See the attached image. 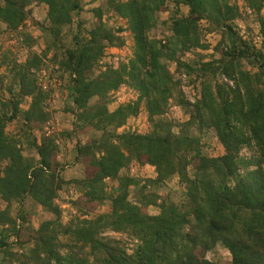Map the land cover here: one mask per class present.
Masks as SVG:
<instances>
[{
	"label": "trees",
	"instance_id": "16d2710c",
	"mask_svg": "<svg viewBox=\"0 0 264 264\" xmlns=\"http://www.w3.org/2000/svg\"><path fill=\"white\" fill-rule=\"evenodd\" d=\"M166 1L105 0L94 9L96 24L83 35L82 30L72 31L80 0H0V23L9 30H17L29 17L32 4L47 5L46 22L40 24L44 48L15 64L6 94L0 81V199L6 203L0 209V264H219L205 257L217 246L228 251L227 264H264L263 0H246L258 24L259 48L234 28L239 11L229 0H170L176 12L184 5L189 14L172 18L165 41L151 38L154 12ZM110 13L126 20L134 56L93 75L104 50L124 43L121 27L103 20ZM203 19L221 35V56L207 62L182 60L188 50L208 47L201 42ZM68 35L71 46H60ZM50 51L49 61L71 74L68 97L76 111L75 130L89 125L96 132L91 142L76 147L77 156L90 158L92 174L67 182L58 169L57 137L33 133L49 117L36 73ZM176 52L180 55L171 57ZM168 60L175 63L176 73L199 86L192 103L180 89V78L167 69ZM245 62L255 70L245 69ZM222 75L233 84L218 80ZM123 83L139 92L138 99L109 111L108 93ZM25 97L31 101L24 110L20 105ZM93 97L97 99L90 104ZM170 100L184 107L186 122L163 117ZM141 103L151 130L116 133ZM11 123L16 132L7 130ZM205 130H212L222 145L221 155L204 153L200 139ZM243 148L252 152L251 158L240 155ZM131 162L153 166L155 177L119 176ZM173 176L185 187L183 199L157 203L156 189ZM105 179L118 184L109 194ZM64 183L75 184L91 210L109 200V211L84 213L63 223L56 199ZM130 186L135 202L128 200ZM28 199L51 216L37 228L30 226L31 212L22 205ZM13 203L21 205L15 215L10 212ZM149 205L158 212L149 214ZM107 231L128 234L131 251L121 240L104 235Z\"/></svg>",
	"mask_w": 264,
	"mask_h": 264
},
{
	"label": "rangeland",
	"instance_id": "374dc122",
	"mask_svg": "<svg viewBox=\"0 0 264 264\" xmlns=\"http://www.w3.org/2000/svg\"><path fill=\"white\" fill-rule=\"evenodd\" d=\"M105 0H80V10L77 16L74 17L72 31L82 30V34L86 35V31L91 29L96 24V17L94 9ZM230 4L237 6L239 15L234 20V28L238 31L239 35L248 42H251L256 47L261 45V37L259 36L258 24L255 15L249 9L246 0H229ZM29 17L17 28V30L6 29L5 25L0 23V81H2L3 88L1 91L4 93L5 88L12 78V70L15 64L24 62L28 54L32 52H40L44 48V37L41 31L40 24L46 22L47 5L45 3L32 4L29 7ZM264 14V0L263 8L261 11ZM189 14L188 7L181 5L179 11L176 12L173 3L170 0L165 2V5L159 11L154 12L156 25L148 31L149 36L156 40H164L171 35L170 23L173 17H182ZM105 22L115 28L121 27L122 31L119 32L123 38L124 43L121 46L107 47L104 50L102 58L98 61L97 66L93 69L92 74L96 75L100 71L108 67L117 68L121 64H127L134 56L132 34L127 29V22L125 19L110 13L103 16ZM76 26H78L76 28ZM201 42L208 45L207 48H192L185 52L181 58L182 60L191 61L197 60L207 62L212 59H217L221 56L223 46L220 43L221 35L217 31L210 28L212 26L206 20L200 21ZM86 30L85 32H83ZM163 41V42H164ZM71 46V41L68 37L62 38L60 46ZM64 48L61 47V51ZM59 59L61 60V52H58ZM180 53L176 52L171 57H177ZM202 58H201V57ZM52 58V51L47 53L44 58L42 66L37 71V82L42 91L46 93L45 109L48 112V120L43 124L42 128L33 131L37 138L41 135H55L57 137L58 151L56 152V159L58 162V169L64 181H70L75 178L86 177L91 175L93 167H91L87 156H77V145H83L91 142L95 137V130L85 125L82 129H76L74 121L76 119V111L74 105L68 97V85L71 80V74L65 71L62 65L58 62L52 63L49 59ZM57 61V60H56ZM167 69L173 74L175 79L180 78L181 91L187 102L192 103L194 98L200 92L197 84L193 85L188 83L187 77L184 74L175 72V63L172 60L166 61ZM245 69L254 71L255 68L245 62ZM222 82H227L232 85L231 80H227L223 75L218 78ZM6 94V93H4ZM109 102L108 110L114 111L120 105L134 102L138 99L139 92L135 90L128 83H123L118 89L108 93ZM199 96V95H198ZM96 97L90 100V104L96 101ZM30 98L25 97L20 105L22 109H27L30 103ZM71 108V109H70ZM168 121L171 120L177 124L184 123L188 120L184 107L177 104L174 100L169 101V107L164 116ZM152 121L149 119L145 111V105L141 103L139 112L135 116L127 118L124 124L116 129V133L134 132L145 134L152 128ZM17 125L11 123L8 131L16 132ZM75 130V131H74ZM174 132L179 131L178 126H173ZM192 132H196L192 129ZM201 146L205 154L217 156L223 153V147L216 139L212 130H205L201 135ZM251 151L243 148L240 155L245 158H251ZM28 156L33 157L34 153L27 152ZM250 168L254 167L253 164L249 165ZM120 175H126L131 178L145 179L155 177V169L149 164H141L139 162H131L127 167L119 172ZM104 189L107 194L111 193L114 187H117V181L105 179ZM158 198L157 203L161 200H174L179 202L183 199L185 187L179 180L178 176H173L165 185L156 189ZM136 193L133 186L129 187L128 200L135 202ZM56 203L61 208V220L63 223H68L72 218L84 216V213H89L91 216L98 213H105L109 211L110 202L105 200L99 207L93 206L91 210L88 204H85V198L78 188L73 183H64L63 187L58 191ZM26 212H31L27 218L32 228H37L39 224L51 216L44 212L40 206L34 204L30 199L22 203ZM6 203L0 199V209L5 208ZM20 204L13 203L10 207L11 215H15L20 208ZM149 214H156L158 208L156 206H147ZM104 235L121 240L128 252L133 247L132 238L126 233L107 231ZM14 240L9 238V241ZM206 258L217 260L219 264L229 263V253L227 250L217 246L214 250L206 252Z\"/></svg>",
	"mask_w": 264,
	"mask_h": 264
}]
</instances>
